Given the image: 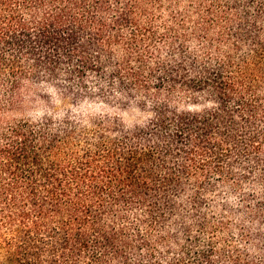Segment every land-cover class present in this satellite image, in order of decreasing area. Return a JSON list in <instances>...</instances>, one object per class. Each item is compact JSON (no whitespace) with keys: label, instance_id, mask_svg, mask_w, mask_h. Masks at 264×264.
I'll list each match as a JSON object with an SVG mask.
<instances>
[{"label":"trees","instance_id":"16d2710c","mask_svg":"<svg viewBox=\"0 0 264 264\" xmlns=\"http://www.w3.org/2000/svg\"><path fill=\"white\" fill-rule=\"evenodd\" d=\"M0 264H264V0H0Z\"/></svg>","mask_w":264,"mask_h":264},{"label":"rangeland","instance_id":"374dc122","mask_svg":"<svg viewBox=\"0 0 264 264\" xmlns=\"http://www.w3.org/2000/svg\"><path fill=\"white\" fill-rule=\"evenodd\" d=\"M28 110L31 111V109H28ZM35 111H38V108L37 107L35 108ZM220 189L221 190H218L217 193L220 194V195H224V194L226 195V193H227L226 188H220ZM246 190L248 191L249 189H246ZM235 197L236 196H231L230 197V201H231L232 204H234V203H236L238 201L237 198H235ZM231 220L232 221H235V217L231 216Z\"/></svg>","mask_w":264,"mask_h":264}]
</instances>
